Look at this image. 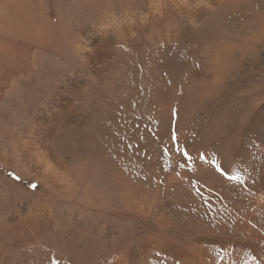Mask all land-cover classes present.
Segmentation results:
<instances>
[{
  "label": "bare ground",
  "instance_id": "bare-ground-1",
  "mask_svg": "<svg viewBox=\"0 0 264 264\" xmlns=\"http://www.w3.org/2000/svg\"><path fill=\"white\" fill-rule=\"evenodd\" d=\"M143 1L144 7L139 10L126 11L119 16L103 13L93 23L92 35H82L73 40L72 52L82 53L81 60L87 73L69 79L65 87L54 91L55 108L52 111L56 109L57 116L50 119L51 126L44 138L36 136L23 152L20 168H12L1 153L0 164L17 173L29 174L39 186L51 184L65 191L64 197L68 201L81 205V201L75 200L76 190L71 184L74 173L71 174V169L53 147L57 142L53 140L56 138L55 125L64 119L60 128L77 127L80 130L73 129L84 133L82 139L85 141L66 143L61 138L64 142L59 145L61 148L74 145L78 152L75 156L81 155L87 161L77 164V170H92L93 176L99 165L106 167L103 172L107 171L113 167V160L100 155L103 151L101 142L105 141L104 151L109 150V156H116L119 150L114 149L118 144L110 139L104 140L109 132L104 118L111 119L108 107L124 103L127 110L123 113L126 114L134 111L129 105L130 100L131 105L138 100L135 107L138 111L145 92L146 100L154 105L158 129L152 139H145L149 158L142 165L146 171L144 177L152 183L157 182L155 188L137 187L135 178L130 179L129 176V170L135 168L128 163L126 155L120 157L117 154L115 163H121L127 178L115 166L116 170L113 169L120 185H116L119 199L124 207L132 208L145 220L155 217V224L162 234V239L148 236L141 242L136 251L138 264H264V102L260 104L262 107L258 106L263 98L258 93L260 88L244 86L235 94L241 99L242 106H228L229 110L209 115L210 120L205 126L202 123L208 116L207 105L220 94L227 93V86L235 84L241 69L253 61L257 47L264 43V0ZM7 17L10 18V13L4 23L6 41H0V88L3 77L11 69L16 73L23 69L22 65H29L27 58L20 66L15 65L18 47L25 48V56L28 55V41L35 45L33 49L44 45L46 48L52 46L50 52L53 54L62 52L58 41L62 39L52 36L47 40L46 33L41 37L40 31L44 30L41 28L38 38H42V43H35L27 35L22 37L18 34L26 41L18 40L14 33H19V30L13 28V24H7L10 21ZM175 53L177 58L172 57ZM73 57L76 63V55ZM128 59L133 62L131 67ZM116 69L123 72L120 84H116L114 77ZM131 69L133 72L139 70L144 76V86L141 88L136 84L137 90L133 94L123 93L124 85L131 87L135 84L128 82ZM256 95L260 96L259 100ZM232 109L239 113L238 120L243 121L248 115L252 120L238 134L232 147L229 146V155L205 151L200 155L187 154L190 159H185L180 143L187 146V139L193 137V132L200 134L207 144L219 140L222 137L220 128L231 120L229 113ZM147 111L151 119L152 110ZM120 121L126 122L125 119ZM44 125L42 123L39 128ZM175 125L179 129L178 138L171 130ZM85 126H88L87 130ZM207 128L208 133L200 132ZM89 132V140L96 142L94 145L88 143L89 135L86 134ZM107 140H110L112 148ZM164 148L172 157L169 172L168 161L162 156ZM84 174L85 171L79 173L81 176ZM75 183L82 184L78 180ZM35 209L36 212L26 213L15 223L7 225L0 222V264L9 262L10 253L34 255L23 264H92L99 259H96L99 246L94 243V237L90 239L91 247L83 243L76 244L79 248H70L71 241L63 251L60 250L63 239L55 235V221L60 219L64 222L65 218L66 222L62 223L65 231L84 229V233H90L88 225L93 223L87 221L88 215L79 214V218L68 220L69 215L60 204H38ZM213 209L224 214L207 228L206 224L211 223L207 220L214 217ZM37 212L40 213L38 217ZM175 218H188V221L181 219L176 222ZM206 230L209 231L206 233ZM213 230H216L215 234ZM117 238L122 242L121 236L117 235ZM107 241L113 244L111 237ZM111 264H127V257H118Z\"/></svg>",
  "mask_w": 264,
  "mask_h": 264
},
{
  "label": "rangeland",
  "instance_id": "rangeland-1",
  "mask_svg": "<svg viewBox=\"0 0 264 264\" xmlns=\"http://www.w3.org/2000/svg\"><path fill=\"white\" fill-rule=\"evenodd\" d=\"M143 7V0H0V41H6L7 36L4 23L8 13H10V18H7L10 19V21L7 22V24H13V28L16 27L19 30V33L15 32L14 36L20 41H26L20 36L26 37L27 35V37L32 38L31 40L35 41V43L38 41L42 43V38H38L39 28L45 30L40 31V35L42 37L46 33L47 40H50L52 36L62 39L61 42L53 38V40H58L62 45L60 46L62 52L59 55L50 52V47H52L50 45H47L50 46L49 48L41 45L40 48L35 47L36 49H33L32 46L35 45L28 41L27 43L28 46H30V51L26 56L25 48L18 47L17 50L19 51V55L17 61H15V65L20 66V64L24 63L26 58L28 59L29 65H22L23 69L16 73L14 69H11L3 77V84L0 88V153L11 163L13 166L12 168H20L19 166L22 165L20 159L24 156L23 152L27 150L28 145L34 141L36 136L44 138L49 126H51L50 119L53 116H57L56 109L52 111V109L55 108L52 99L54 91L57 88H61V86L65 87L69 79L87 73L86 67L83 66L81 60L82 53L75 50L72 52L71 46L73 40L82 35H85L82 37L92 35V25L103 13L110 12L119 16L126 11L133 9L139 10ZM13 10L17 12H13ZM11 20H13V22ZM34 31H36V34ZM73 54L76 55V63ZM172 57L177 58L178 54L175 53ZM128 60V64L131 67L133 62L130 59ZM130 72L131 76L128 82L135 84H131V87L124 85V90L121 91H123V93L133 94L137 90L136 84L138 86L141 85L139 87L143 88L144 76H141L139 70L133 72L131 69ZM122 74L123 72L121 70H115L114 77L117 79L116 84L122 82ZM246 85H256L260 88V92L258 93H260L263 98L258 102V106H261L260 104L264 102V43L257 47L256 57H254L253 61L248 62L245 64L244 68L241 69L239 79L235 84L227 86V93L224 92L220 94L213 102L207 105L208 116L203 120V125L205 126L210 120L209 115L215 116V114L221 110H229L228 106L232 108L235 107L236 104L242 106L240 103L241 99L239 100L238 96H235V94L244 86L247 87ZM144 96L145 97H141L138 111H135L136 105L139 104L138 100L133 101L132 105L130 100L129 105L134 111L126 114L123 113L127 110L124 103L116 107L114 105L108 107L111 119L107 117L104 118V120H106L105 123H108L106 128L109 131L107 132L108 138L104 136V140L110 139L118 144L117 148L114 146L116 151L119 149L116 156L117 154L121 155L120 157L126 155L128 163L135 168L129 170V176L130 179L135 178L137 187L142 185L147 189L154 190V184L157 182L153 181L152 183L148 177H144L146 171L144 169L145 166L142 164L144 160L149 158L147 156L145 139H152L158 128L156 127V120L153 114L154 105L152 102L146 100L145 92ZM256 99L259 100L260 96L256 95ZM150 105H152V107ZM148 109L152 110L151 119L147 116ZM238 114L239 113H237L235 109L230 111L229 115L231 116V120L226 121L225 126L220 128L222 137L219 140L207 144L205 143L207 141L201 138L200 134L193 132V137L187 139V146L184 147L180 143L181 150L184 149L190 156L200 155L205 151H214L229 155L231 152V145L235 142L238 134L249 125L252 120L249 119L250 115H248L243 121H240L237 118ZM119 118L125 119L126 122H121ZM42 123H45L44 127L39 128ZM63 123L64 119L55 125L57 129L55 130L54 137L56 138L53 140L57 142L54 143L53 147L59 157L67 163L71 169V174L74 173L71 175V184H74L73 187L76 190L75 200L81 201V205L75 201H68V199L64 197L66 194L65 191H60V189L55 188V186H50L51 184H40L39 186L37 181L29 177V174L26 176L23 173H17L13 169L6 168L0 164V222L4 224L8 223L7 225L15 223L19 221V219L21 220L26 213L36 212L35 208L38 204L47 206L60 204L64 212H67L66 214L69 215L68 220L79 218V214H86L89 216L86 218L87 221L93 223L88 225L90 233H84V229L77 230V232L69 229L65 231L62 223L66 222V218L63 219L64 222L60 219L56 220L55 224L57 227L54 225L55 235L57 238L64 240L60 242V250H67L66 245L71 241L70 248H74L75 246L79 248V246H77L78 244H89L91 243V237H94V243L99 246V253L96 255V259H99L92 264H111L116 258L124 256L127 257V264H138V259L136 260V251H138L141 242L148 236L162 239V234L155 224V217L150 216L145 220L140 215L136 214L137 212L132 208L124 207L125 204L119 199V188H117L116 185H120L114 177V170H116L114 168L116 167L119 169L126 178L127 174L120 162L115 163L116 156H109V150L104 151L105 141H102L100 144L103 150L100 155L104 157L106 155L111 161L113 160V167L103 172L106 167L98 165L97 170L101 172L96 171L93 176L92 170L86 171L76 169L77 164H84L87 161L83 159L80 154V156H75L78 155L76 154L78 152L74 145L66 148H61L59 145L64 142L61 138H64L66 143L67 141L70 143L85 141L82 139L84 133L82 130L77 131L73 129L76 128L80 130L72 126L63 127L62 129L60 127ZM87 127L85 126V130H87ZM90 128H92V126H90ZM171 130L174 131V134L176 133L175 136L178 138L179 129H176V125L175 128H171ZM208 130L207 128L206 131L201 130L200 132L208 133ZM86 135H89V140L90 132ZM59 137L60 140H58ZM110 140H107V142L112 148V145L109 143ZM88 143H90L89 145H94L96 142L89 140ZM130 146H132V148ZM162 156L165 161H168L167 167L169 172L172 165L171 153L168 154V151L164 148L162 150ZM80 171H85L84 176L79 175ZM58 179H60V177ZM77 180L82 184L77 185L75 183ZM31 184L34 186L29 187ZM95 193L97 195H95ZM59 195L61 197H59ZM180 213L183 214V212ZM36 214L38 217L40 213L37 212ZM212 214H214V219L212 218L211 221L207 220L211 222L210 224H206L207 228H209L211 224L217 223L224 212H217L213 209ZM49 217H52V214L49 215ZM181 219L185 222L188 221V218L186 220L183 218ZM181 219L175 218L174 220L177 222ZM203 222H205V220ZM208 231L209 230H206V233ZM215 232L216 230H213L212 233L215 234ZM226 234H229V232L226 231ZM117 235L122 237V242L119 241ZM171 235L175 236L173 234ZM75 236L77 239H75ZM109 237L113 239L112 245L107 241ZM91 246L92 245L89 244V247ZM56 249L59 248L56 247ZM99 254L102 255L101 258ZM33 256V254L10 253L8 256V259L10 258L8 263L23 264L26 259L30 260Z\"/></svg>",
  "mask_w": 264,
  "mask_h": 264
},
{
  "label": "snow or ice",
  "instance_id": "snow-or-ice-1",
  "mask_svg": "<svg viewBox=\"0 0 264 264\" xmlns=\"http://www.w3.org/2000/svg\"><path fill=\"white\" fill-rule=\"evenodd\" d=\"M173 140H175V136H173ZM183 155L185 156V159H190V157H188L187 153H183ZM230 179H233V180H237L239 179V177H230ZM34 185H29V187H33Z\"/></svg>",
  "mask_w": 264,
  "mask_h": 264
}]
</instances>
